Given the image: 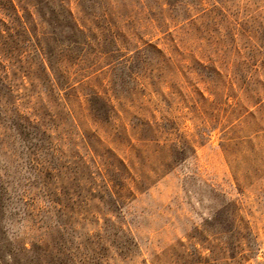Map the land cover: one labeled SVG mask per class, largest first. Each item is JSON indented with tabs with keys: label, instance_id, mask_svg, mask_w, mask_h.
<instances>
[{
	"label": "rangeland",
	"instance_id": "obj_1",
	"mask_svg": "<svg viewBox=\"0 0 264 264\" xmlns=\"http://www.w3.org/2000/svg\"><path fill=\"white\" fill-rule=\"evenodd\" d=\"M47 4L0 0V264H264V0Z\"/></svg>",
	"mask_w": 264,
	"mask_h": 264
},
{
	"label": "trees",
	"instance_id": "obj_2",
	"mask_svg": "<svg viewBox=\"0 0 264 264\" xmlns=\"http://www.w3.org/2000/svg\"><path fill=\"white\" fill-rule=\"evenodd\" d=\"M38 3H39V7H40V10L42 12V14L44 15L45 18H48L52 24H54V27H55V30L57 32V35L58 37L60 38H66V37H69V33H64V30H72V27L70 25H64L63 23H61L60 21H55L52 19L51 17V10L50 8L48 7V4H47V0H38ZM3 208V205L0 201V222H1V213H2V209ZM218 222L219 223H223L224 221L221 220V217L220 215H218ZM225 224V223H223ZM1 225V223H0ZM225 226V225H224ZM224 230H227L228 232L231 231V229L227 228V229H224ZM120 233V230L116 231V235H115V239L114 241L117 242V240H119V237H118V234ZM7 245V240H5V237L0 235V249H4L6 248ZM5 260V263L4 264H20V260L17 258V256L14 254V253H11L10 250L8 251H5V257H3ZM9 260V261H7ZM49 264H68L67 263V260L66 259H63L61 257V255H56L54 257H52V259H50L49 261Z\"/></svg>",
	"mask_w": 264,
	"mask_h": 264
}]
</instances>
